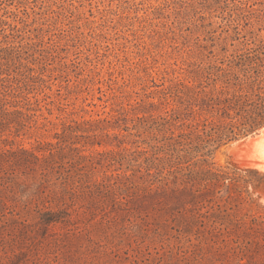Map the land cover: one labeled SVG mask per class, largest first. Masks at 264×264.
I'll list each match as a JSON object with an SVG mask.
<instances>
[{"label": "rangeland", "instance_id": "rangeland-1", "mask_svg": "<svg viewBox=\"0 0 264 264\" xmlns=\"http://www.w3.org/2000/svg\"><path fill=\"white\" fill-rule=\"evenodd\" d=\"M262 47L264 0H0V264H264L227 142L157 166L202 69Z\"/></svg>", "mask_w": 264, "mask_h": 264}, {"label": "trees", "instance_id": "trees-1", "mask_svg": "<svg viewBox=\"0 0 264 264\" xmlns=\"http://www.w3.org/2000/svg\"><path fill=\"white\" fill-rule=\"evenodd\" d=\"M198 77L201 82L196 87V103H190L188 93L187 112L182 119L192 120L186 124L189 131L177 136L171 133L165 145L159 147L165 156L158 159V173L166 171V175L177 178L178 169L193 155L200 153L202 162H206V156L223 142L239 139L264 124V47L247 49L218 64H209ZM208 86H214L212 92H205ZM177 118L172 110L170 120ZM183 176L184 184L191 181L210 184L219 177L227 179L211 170Z\"/></svg>", "mask_w": 264, "mask_h": 264}, {"label": "bare ground", "instance_id": "bare-ground-1", "mask_svg": "<svg viewBox=\"0 0 264 264\" xmlns=\"http://www.w3.org/2000/svg\"><path fill=\"white\" fill-rule=\"evenodd\" d=\"M262 136H264V127L252 136L237 138L226 146L223 145L217 151L216 157L231 169L245 174L257 173L264 179V172L259 170L261 161L255 157L253 147ZM253 193L258 196V201L264 205V190L256 188Z\"/></svg>", "mask_w": 264, "mask_h": 264}, {"label": "snow or ice", "instance_id": "snow-or-ice-1", "mask_svg": "<svg viewBox=\"0 0 264 264\" xmlns=\"http://www.w3.org/2000/svg\"><path fill=\"white\" fill-rule=\"evenodd\" d=\"M253 147L255 157L261 161V167L259 170L264 172V136L257 140Z\"/></svg>", "mask_w": 264, "mask_h": 264}, {"label": "water", "instance_id": "water-1", "mask_svg": "<svg viewBox=\"0 0 264 264\" xmlns=\"http://www.w3.org/2000/svg\"><path fill=\"white\" fill-rule=\"evenodd\" d=\"M262 127H264V124L261 125V126H259L258 128H256L255 130H253L252 132L248 133L247 135H245V136H243V137H241V138H246V137H248V136H252V135H254V134H255L258 130H260ZM234 140H237V139H234ZM234 140H232V141H234ZM232 141H229V142L225 143L224 146H226L228 143H230V142H232Z\"/></svg>", "mask_w": 264, "mask_h": 264}]
</instances>
